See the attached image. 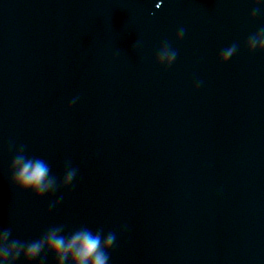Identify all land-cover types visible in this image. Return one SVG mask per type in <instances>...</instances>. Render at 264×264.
Segmentation results:
<instances>
[{
  "label": "clouds",
  "instance_id": "1",
  "mask_svg": "<svg viewBox=\"0 0 264 264\" xmlns=\"http://www.w3.org/2000/svg\"><path fill=\"white\" fill-rule=\"evenodd\" d=\"M252 8L249 20L256 18L264 9L262 0H251ZM160 5L158 4L157 7ZM184 27L178 28L175 40L179 42L185 35ZM135 44L133 50L135 51ZM244 47L249 54L264 53V27L251 34L245 41ZM238 45L233 43L218 55L220 65L226 64L237 52ZM178 56V51L165 40L154 58L157 67L167 70ZM200 82L196 87H199ZM76 103L73 99L69 108ZM9 183L18 192H28L35 199L49 196L62 189H68L77 175V169L66 161L62 177L52 175L49 163L40 157L26 154V145H19L9 164ZM62 199V197L60 198ZM60 200L50 205L49 211L59 204ZM117 234L109 231L104 234L102 228L93 231L88 227H80L69 233L64 225L49 227L38 238L22 241L12 236L11 228L0 227V264H45L48 256L53 264H109L110 251L115 245Z\"/></svg>",
  "mask_w": 264,
  "mask_h": 264
}]
</instances>
